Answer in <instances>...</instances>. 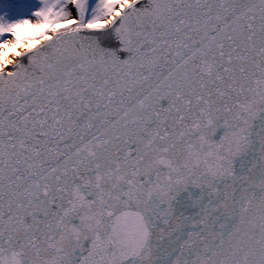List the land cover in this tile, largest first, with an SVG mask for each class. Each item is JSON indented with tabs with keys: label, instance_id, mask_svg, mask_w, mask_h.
<instances>
[{
	"label": "snow or ice",
	"instance_id": "obj_1",
	"mask_svg": "<svg viewBox=\"0 0 264 264\" xmlns=\"http://www.w3.org/2000/svg\"><path fill=\"white\" fill-rule=\"evenodd\" d=\"M0 264H264V0H0Z\"/></svg>",
	"mask_w": 264,
	"mask_h": 264
}]
</instances>
